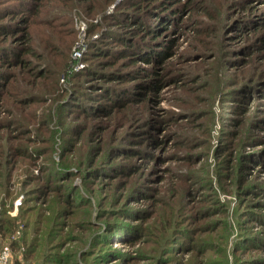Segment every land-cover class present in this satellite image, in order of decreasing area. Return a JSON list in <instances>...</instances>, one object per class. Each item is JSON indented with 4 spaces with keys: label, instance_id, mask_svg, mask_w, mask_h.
Listing matches in <instances>:
<instances>
[{
    "label": "rangeland",
    "instance_id": "1",
    "mask_svg": "<svg viewBox=\"0 0 264 264\" xmlns=\"http://www.w3.org/2000/svg\"><path fill=\"white\" fill-rule=\"evenodd\" d=\"M80 1L0 0V56L25 61L0 58V217L19 216L0 252L10 264H264V0L151 6L139 18L154 34L109 24L126 0L92 21ZM106 28L138 53L109 37L114 56L88 53ZM107 89L124 104L110 107Z\"/></svg>",
    "mask_w": 264,
    "mask_h": 264
},
{
    "label": "trees",
    "instance_id": "2",
    "mask_svg": "<svg viewBox=\"0 0 264 264\" xmlns=\"http://www.w3.org/2000/svg\"><path fill=\"white\" fill-rule=\"evenodd\" d=\"M43 1V0H40ZM178 1L180 0H126V2L121 5V9L119 11H117L118 13L121 12V16H115L116 14L111 15V19L109 21V24L111 25H117L119 26V29L121 31H127L130 34H133L134 30H137L138 32H151L152 34H154L157 30H151L152 28L149 27V25L146 22H142L140 21V18L145 17V12L151 7H155L158 8L160 10V12H165L168 13L169 10L168 8H170L173 4L178 3ZM39 2V1H38ZM82 2H86L87 4L84 5V8L87 9L86 12H82L81 8L77 7L80 12H82L83 14L78 16L80 19H83V16L85 19H87L88 17H92V19H90V21L96 19L99 14L108 6L111 5H116V0H82L80 1V3ZM39 2V6H40ZM114 5V6H115ZM37 8V13H41V8ZM29 13V10H23V12H21L20 14H27ZM10 14L7 13L6 15H3L5 17H8ZM175 16V15H173ZM137 17V18H136ZM140 17V18H139ZM94 18V19H93ZM136 21H133V19ZM166 17H162V21H164ZM86 21V20H84ZM137 24V25H136ZM90 25H93V23L91 22V24L89 23V25H87V29L89 28ZM131 25H136L137 27L135 28H129ZM96 26V25H93ZM163 26H159V31L161 33H163L164 30L168 29V22L167 20L165 21L164 27ZM92 29V28H90ZM2 30L4 34H9L10 29L6 28L4 26H2ZM103 30V28H102ZM91 31V30H89ZM104 34L103 32L101 33V35H99L97 38H89L87 44H88V48L90 49L88 53H92L94 55H115L116 53H114L111 48H107V42H104L106 40L105 37H109L113 40H115V38H120L119 41L122 44V48L125 49L124 51H122L123 55L128 54V53H138L136 51V44H135V40H131L132 38H126L125 36L123 37L122 35H116L113 30H111L110 28H106L104 30ZM137 34L133 35V38H136ZM109 41V40H108ZM76 44V42H75ZM140 49V48H138ZM107 50H111V51H107ZM165 52V53H164ZM162 53H156V55L161 57H164V54L167 53V51H164ZM164 53V54H163ZM123 55H120L119 57H122ZM153 54L149 55H142L141 57L144 59H150V61H152V56ZM155 55V54H154ZM85 57V56H83ZM0 58H2L5 62L6 65H15L16 63H21V64H25V61L21 60L20 58H17V56L14 58V54H12V52L10 51H5L4 54L2 56H0ZM85 59V58H84ZM74 60V58H73ZM252 82L256 81V78H252L251 80ZM140 93L143 95L144 91H140ZM104 96L105 98L109 101L110 103V107L114 106L116 107V105H120V104H124L122 101H119V96L120 93H117L116 91H111L110 89L105 90L104 92ZM144 97H146V94L144 95ZM106 111V110H104ZM108 116L111 117L112 116V111H108ZM0 201H2L0 199ZM23 213V212H22ZM19 217V216H18ZM18 217H10L9 215H7L6 210L2 211L1 217H0V236H3L4 234H6L7 232H11L13 229V226H15L17 224V220ZM21 217V216H20ZM25 226H27V224H25ZM1 241V240H0ZM3 244V243H2ZM1 244V245H2ZM32 244V243H31ZM13 245H16V242H13ZM29 256H27L28 259ZM30 259L32 260V257H30ZM63 262H60V264H62ZM16 264H25L22 262H16ZM32 264H40V256L37 258H33L32 260Z\"/></svg>",
    "mask_w": 264,
    "mask_h": 264
},
{
    "label": "built area",
    "instance_id": "3",
    "mask_svg": "<svg viewBox=\"0 0 264 264\" xmlns=\"http://www.w3.org/2000/svg\"><path fill=\"white\" fill-rule=\"evenodd\" d=\"M77 55H81V52L77 50L75 52ZM11 261V251L9 246H5L0 252V264H10Z\"/></svg>",
    "mask_w": 264,
    "mask_h": 264
}]
</instances>
